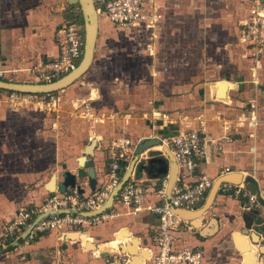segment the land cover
<instances>
[{
	"label": "crops",
	"instance_id": "1",
	"mask_svg": "<svg viewBox=\"0 0 264 264\" xmlns=\"http://www.w3.org/2000/svg\"><path fill=\"white\" fill-rule=\"evenodd\" d=\"M201 1L158 0L163 13L155 32L158 37L142 35H145V45L149 41V46L154 43L157 47L159 36L174 44L181 43L182 38L187 37L190 25L195 28L196 42L201 39L204 43V33L211 21L205 24L203 13L219 11L217 16L209 18L227 31V39L221 44L212 42V56H208L205 63H197V79L200 76L204 80L194 78L195 81L192 77L181 82L169 76L171 72L175 77L180 73L178 71H158L162 78L143 90L140 97L126 90L122 98L114 97L108 107H116L112 115L99 121L88 120L86 129H79L83 134L77 143L69 142V146L63 147L54 139L57 122L46 115L47 112L38 113L29 105L11 107L0 98V228L4 221L14 216L18 207L38 205L48 195L72 189V179L83 189L84 196L91 195L94 190L88 186L87 168L82 166L80 158L84 157L83 150L92 139H96L94 155L85 159L92 158L94 162L98 189L106 179L112 140L124 136L131 138L134 154L139 141L168 138L183 129L181 122L164 125L150 120L147 116L152 111L173 112L170 116L176 117L185 115L193 127L196 124L194 118L201 116L212 141L208 143V160L203 162L201 169L214 181L221 175L233 173L241 174L240 181L251 175L257 186L245 184L248 190L256 193L257 189L264 190V117L260 118L255 132L236 125L238 116L251 102L261 103L260 107L264 109V71L259 72L262 75L260 84L253 80L248 83L242 78L244 67H247L248 56L245 57L254 47L241 26V21L246 19L247 2L215 0L210 5L207 0ZM77 10L78 6L70 5L68 0H0V71L4 73L0 79L33 81L30 68L57 57L54 31L64 18L74 17ZM103 20L107 19L99 16L95 51L110 23L104 24ZM220 50L224 54L222 58L217 57ZM202 55L205 56L203 50ZM173 58L185 67L183 56ZM207 63L211 69H207ZM248 71L251 76L254 74L252 70ZM221 83L225 84L223 90ZM147 90L149 93L145 95ZM130 106H138L139 115H143H137L138 120L134 118L127 124L123 121L127 114L122 111ZM32 110L38 113L36 117ZM219 145L221 150H217ZM159 146L150 147L141 154L140 158H145V170H138L137 162L132 172L144 181L150 203L158 200L153 191L161 178L167 176L168 179V174H163L165 152H157L153 157L150 153ZM126 165L128 167L129 163ZM226 168L229 172L220 174ZM209 191L193 210L203 206ZM247 205L248 200L244 197L218 191L201 217L188 220L189 228L182 227L175 232L176 247L201 249L204 252L202 264H264V208L247 209ZM108 209L116 211L117 215L96 224L51 229L34 239L19 241L0 254V264H105L106 257L116 252L127 254L129 264H151L150 257L155 250L153 239L159 223L157 216L145 209L135 212L117 200ZM248 215L252 216L253 224L248 231H243L242 217L246 216L249 221Z\"/></svg>",
	"mask_w": 264,
	"mask_h": 264
},
{
	"label": "built area",
	"instance_id": "2",
	"mask_svg": "<svg viewBox=\"0 0 264 264\" xmlns=\"http://www.w3.org/2000/svg\"><path fill=\"white\" fill-rule=\"evenodd\" d=\"M247 2L246 19L241 21L244 34L254 45V58L264 51V0H245ZM96 12L104 16L116 29L126 30L133 33L151 35L156 37V28L162 21L163 13L158 0H95ZM243 22V23H242ZM54 41L58 53L55 59L39 62L30 68L33 81L36 83H50L57 78L69 73L79 64L83 56L84 47V25L79 14L72 18H64L62 23L54 31ZM4 73L0 71L2 78ZM3 93V94H2ZM0 92L9 106L30 105L34 110L40 112L58 111L60 102L52 93L31 94L15 91ZM42 103V104H41ZM86 109L83 114L92 116L89 102L82 104ZM80 105V107H83ZM76 107H79L77 105ZM259 102L250 103L248 113H241L236 125L246 127L255 132L260 123ZM77 109V108H76ZM90 116H85L91 119ZM148 118L159 121L164 125L182 123L181 129L175 135L161 138V153L164 154L163 146L167 147L178 168L177 178L172 186L170 195L166 193L167 176L159 181L153 194L157 202L150 203L147 198V188L144 181L136 178L133 174L128 179L117 195V200L122 206L128 207L135 212L145 209L157 216L159 223L154 235V253L151 255V264H202L204 252L198 248L176 247L177 239L175 232L182 227L189 228V221L175 213V210L191 211L200 203L210 190L214 179L206 174L201 165L207 162L209 148L212 143L205 130L204 120L201 116L194 118L195 126L189 125L188 118L179 114L170 118L166 111H152ZM99 121L100 118L94 119ZM130 115L124 116L123 121L129 123ZM133 141L129 137H121L112 140L109 145L110 161L107 163L105 181L91 195L84 196L77 187L62 193H54L43 198L38 205L20 206L10 220L3 222L0 228V254L16 242L22 239L24 232L36 217H42L34 224L26 238L34 239L38 234L48 232L51 229H62L63 227H80L84 223L96 224L117 215L116 211H105L86 216L85 213L99 209L109 198L111 191L119 184L127 165L133 158ZM217 146V150H221ZM138 160H145L140 158ZM229 172L226 168L220 174ZM219 192L244 197L248 200L247 209L264 208V190L251 192L244 183L232 184L222 183ZM113 201V202H114ZM62 211V212H61ZM25 238V239H26ZM105 264H129V256L125 253L116 252L109 254Z\"/></svg>",
	"mask_w": 264,
	"mask_h": 264
},
{
	"label": "rangeland",
	"instance_id": "3",
	"mask_svg": "<svg viewBox=\"0 0 264 264\" xmlns=\"http://www.w3.org/2000/svg\"><path fill=\"white\" fill-rule=\"evenodd\" d=\"M204 1L205 0H202L201 2ZM207 1L211 5L215 0ZM218 12L219 11H216L214 14H210V12L208 13L206 11L203 13L204 18L202 21H204L205 24L211 21V26H208L205 33L203 32L205 36L204 43L201 39H199V42H196V35L194 34L195 28L189 25L187 28V37H183L181 43L177 42V46L172 40L160 36V41L158 40L157 42L159 47H155L154 43L149 46V41L147 45H145L146 42L144 43L143 40L145 35L140 34L141 36H138V33L126 30L118 31V29L112 27L108 20H103V23H109V26L106 25L107 30L104 31L102 39L98 42L97 50L94 53V59L89 70L69 87L52 93L55 98L61 101L58 111H48L45 109V112H47L45 114L50 115L57 122L54 127V136L56 138H52L58 140V143L63 147L69 146L71 144L69 142L77 143L78 138H81L83 134L80 133L79 129H86L88 120L91 121L96 118L112 115V111H116L117 109L116 107H108L114 101V97L122 98V94L126 92V90L132 92L136 97H140L144 93L143 90L150 88L152 84H155L156 81L162 78V75L157 73L158 71H160V73H162L161 71L163 70L176 71V73L178 71L180 73L175 75V77H172L171 72L169 76L181 82L189 80L192 77L193 80H204V78H200V76H198L199 79H197L196 72L199 68L197 63L199 61L201 63L204 61L205 63L207 62L206 58L212 56L214 47L212 42L221 44L227 39V31L225 32L222 30L217 23H212L214 19L209 18V16H217ZM203 46L205 48H203ZM202 50L205 53L204 57L203 55L202 57L200 56ZM250 51L251 52L248 51L249 53L245 57L247 58L248 56L249 60L247 58V67H244V75H242V78H246L248 83L257 81V83L259 82L258 84H260L262 82L260 81L262 75H260L259 72L262 73V71H264V51L260 53L257 58L252 56L255 51L253 47L252 49L250 48ZM223 55L221 50L217 53V57L222 58ZM173 56H183L182 63L185 64V67L183 68L180 66L178 64L180 61H177V58L174 59ZM209 64H205L207 69L212 68H209ZM248 69L254 72L252 76ZM182 71L183 73H181ZM209 74L211 73L209 72ZM209 77L214 76L210 75ZM111 86L114 87V89H112L114 90L113 92ZM0 92H4V90ZM148 93L149 90L145 91V95H148ZM90 95L91 99H88ZM251 97H254V94ZM85 101L89 102L90 106L87 105V107H90L92 116L87 115L86 112L83 114V110L86 108L82 104ZM90 102L92 103L90 104ZM260 104L261 103H259V106ZM77 105H79V107H76ZM80 105L83 107H80ZM137 107L138 106L125 107V110L122 112L123 114H129L131 120H135L143 115L142 113V115H139L141 111ZM262 108L263 106L259 107L260 118L264 117V109ZM249 110L250 106L242 113L246 114ZM31 113L36 117L40 112L38 109V113H36V111ZM169 113L171 114L173 112ZM85 116H90L91 119ZM170 118H175V115L173 114Z\"/></svg>",
	"mask_w": 264,
	"mask_h": 264
},
{
	"label": "water",
	"instance_id": "4",
	"mask_svg": "<svg viewBox=\"0 0 264 264\" xmlns=\"http://www.w3.org/2000/svg\"><path fill=\"white\" fill-rule=\"evenodd\" d=\"M68 3L70 5L78 6L79 14H80V17L84 25L83 56L79 64L76 66V68L70 71L69 73L63 75L59 79L53 82H50V83L16 82V81L0 79V90L15 91V92H21V93H31V94L53 93V92H57V91H60V90H63L69 87L71 84H73L74 81H76L79 77H81L83 74H85L89 70L90 66L92 65L93 59H94L95 45H96L98 29H99V17L96 12L95 0H68ZM224 85L225 84H222V83L220 84V87L222 90L225 87ZM160 144H161V141L158 138H148V139L139 141L134 150V156L129 162V165L121 181L111 191V194L109 198L107 199V201L99 209L92 211V212H87L85 213V215L94 216L108 209L113 203L114 196L117 195L118 191L121 189L124 183L131 176L139 155L143 154V152L146 149L153 147V146H158ZM95 145H96V139H92L85 146L83 150L84 157L80 158V163L82 164V166L87 168L88 186L92 191L96 189V185H97V180H96L95 171H94V162L92 158L86 160L85 157L86 156L92 157L94 155ZM163 150L166 156L164 158L163 174L164 175L168 174L166 193L169 196L172 186L174 185L175 180L177 178L178 168L168 148L163 146ZM150 153L153 157V155H155L157 151H151ZM144 162H145L144 160L138 161L136 168L138 170H145L146 168H145ZM240 177H241L240 173L221 175L214 181L211 187V190L209 191V194L207 196V199L202 207H200L199 209L193 210V211L177 209L175 210V213L178 216L186 220H194V219L201 217L205 213V211H207L208 208L211 206L213 199L215 195L218 193L219 187L222 183L227 182V183H232V184H238V183L243 182L244 184H253L257 186L256 179L253 176L251 175L245 176L243 181H240ZM71 185L73 187H77L80 193L83 192V189L80 188V186L76 185L75 179L71 180ZM257 192H259L258 189H257ZM41 217L42 215H39L38 217H36L35 220L28 226V228L24 232L22 239H25L27 237V235L31 231L34 224L38 222V220ZM247 217L249 218V221L246 220V216L242 217L244 221V226H245L243 231H248L253 224L252 216L248 215ZM234 237L236 238V236ZM17 244H19V242H16L14 246Z\"/></svg>",
	"mask_w": 264,
	"mask_h": 264
},
{
	"label": "bare ground",
	"instance_id": "5",
	"mask_svg": "<svg viewBox=\"0 0 264 264\" xmlns=\"http://www.w3.org/2000/svg\"><path fill=\"white\" fill-rule=\"evenodd\" d=\"M155 151H157V152H161V151H162L161 146H159Z\"/></svg>",
	"mask_w": 264,
	"mask_h": 264
}]
</instances>
